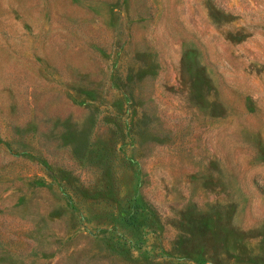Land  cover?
<instances>
[{
    "label": "rangeland",
    "instance_id": "1",
    "mask_svg": "<svg viewBox=\"0 0 264 264\" xmlns=\"http://www.w3.org/2000/svg\"><path fill=\"white\" fill-rule=\"evenodd\" d=\"M0 264H264V0H0Z\"/></svg>",
    "mask_w": 264,
    "mask_h": 264
}]
</instances>
